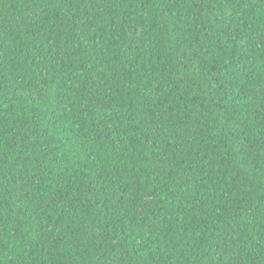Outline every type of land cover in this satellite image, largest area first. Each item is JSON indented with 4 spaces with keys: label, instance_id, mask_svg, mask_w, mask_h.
<instances>
[{
    "label": "trees",
    "instance_id": "trees-1",
    "mask_svg": "<svg viewBox=\"0 0 264 264\" xmlns=\"http://www.w3.org/2000/svg\"><path fill=\"white\" fill-rule=\"evenodd\" d=\"M0 264H264V0H0Z\"/></svg>",
    "mask_w": 264,
    "mask_h": 264
}]
</instances>
